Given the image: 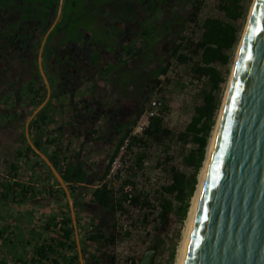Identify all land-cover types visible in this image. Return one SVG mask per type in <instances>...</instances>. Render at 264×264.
<instances>
[{"label":"flooded vegetation","instance_id":"flooded-vegetation-1","mask_svg":"<svg viewBox=\"0 0 264 264\" xmlns=\"http://www.w3.org/2000/svg\"><path fill=\"white\" fill-rule=\"evenodd\" d=\"M79 2L62 0L59 12L60 0H0V211L8 213L17 205L30 207L33 215L38 209L43 210V216L36 218L41 229L50 230L55 238L48 240L41 236L38 245L56 242L61 213L48 215L50 211L46 209L50 208L45 204L36 202L31 207L28 203L46 200L51 204L48 207H52V202L64 198L67 204V200L47 165L30 153L29 141L34 146L37 143L38 148L35 147L50 162L56 158L59 167H53L60 176L69 169V180L64 183L75 213L79 207L77 197L88 191L92 204L91 194L103 183L117 147L155 91L154 79L148 80L139 92L140 99L133 102L135 106H128L126 85L119 78L121 71L131 69V73H137L143 62L139 57L127 55V46L136 48L142 44L138 28L143 20L157 19L155 12H162L166 5L173 7L165 13L169 17L176 3L164 0L152 5L147 0L139 12H131L132 7L126 4L125 10H130L131 16L125 14L120 20H113L111 8L99 9L100 14L95 15L97 7L93 0H85L78 7V17L66 10V5ZM128 18L135 22L131 27L126 25ZM156 50L157 56L163 58L158 42ZM122 61L128 65L123 69L119 65ZM145 69L158 70L157 61ZM43 102L45 105L35 113ZM34 159L38 162H33ZM7 185L11 189L6 192ZM5 193L6 202L2 201ZM30 193H34L33 198L19 199ZM7 220L2 227L9 232H0V246L4 237L14 239L12 223L26 224L24 230L29 232L30 222H34L27 216L23 220L8 217ZM76 221L78 226L80 220ZM53 252L56 259L63 254L56 248ZM97 252L99 255L90 260L85 256L84 264L115 262L110 252L100 248ZM1 257L4 260L2 253Z\"/></svg>","mask_w":264,"mask_h":264},{"label":"trees","instance_id":"trees-1","mask_svg":"<svg viewBox=\"0 0 264 264\" xmlns=\"http://www.w3.org/2000/svg\"><path fill=\"white\" fill-rule=\"evenodd\" d=\"M146 1L93 0L97 7L94 14L99 15V9L111 8L117 10L115 5L118 8L119 5L124 8L126 4L132 7L131 12L136 10L139 12L143 9ZM149 1L152 5H155L161 4L164 0ZM175 1V10L171 11L167 19L162 20V18L154 19L151 17L149 20H143L142 25L138 28L142 44L136 48L135 46L134 48L127 46L126 49V54L139 57L143 62V66L140 67V71L137 73L134 71L131 73V69L123 70L119 78L121 83L126 85L125 93L127 94L128 106H135L133 102L140 99L139 92L145 87L148 80L154 79L152 87L155 91L153 94L159 95L163 92V86L170 83L168 72L173 63L189 66L188 78L191 83L197 81L199 87H202L200 102L194 107L193 115L183 131H175L165 125L162 113L166 108L163 104V108L158 112V115L149 119V123L142 134L130 138L127 151L130 152L133 146L138 147L139 150L132 159V165L128 170V179L122 180L117 188L112 184L102 183L91 194V202L99 209V214L94 219L96 231L86 237L88 243H102L107 247L114 246L118 238L116 233L117 216L124 219L130 218L131 211H137L138 214L129 227L134 228L139 224L142 225L143 229H147L151 226L154 236L150 245L154 246L157 251L164 245L163 236L172 223L184 225L190 206L189 201H191L190 199H192L197 186L196 176L201 169V165H203L206 147L220 108L221 87L226 81V76H223L218 67L230 64L231 53L236 46L238 47L239 40H241V28L238 23L244 19L246 9L242 5V0H219L215 8L221 16L207 17L201 21L199 16L206 0ZM84 2L85 0H80L78 5L76 3L75 5H66V10H70L75 17H78V7ZM180 8L184 9L183 14L179 11ZM125 14L131 16L130 12L122 13V15L116 13L111 15L113 20H120L119 18H122ZM134 23L128 18L126 25L131 27ZM144 23L147 25L144 26ZM163 33L172 38L174 45L172 51L173 63L163 62V58L156 54L158 38ZM152 61H157L158 70L149 69L148 71L145 69ZM119 65H122L121 69L128 66L125 61L120 62ZM150 97L146 100L145 105ZM159 99L163 100L161 97ZM144 109L145 106L138 111L123 139L137 123ZM173 141L184 146L188 144L194 146L183 155L181 160L183 166L192 170L190 174L182 172L173 163V156L167 154L169 151L167 143ZM153 145L163 146L164 148L165 157L157 162V166L163 169L166 182L154 190L153 193L139 192L135 188L134 176L143 171V162L147 158L145 150ZM35 146L38 148L37 143ZM119 146L108 164L106 173L118 152ZM29 151L33 156L38 157L31 149ZM51 163L55 168L59 167L56 158H52ZM69 173V169L66 168L64 173L61 174L65 183L69 180ZM10 189V186L7 185L5 190L7 192ZM71 193H73V190H71ZM23 195L19 198L20 200L34 197V193L32 195L30 193L28 196ZM2 197V201L6 202L8 200L7 193ZM66 207H68L67 204ZM76 220H78L77 215ZM123 234L128 237L130 232L124 229ZM146 236L149 235L146 234ZM53 248L63 252L62 256H58L60 258H54ZM68 253L71 254L67 256ZM82 257L84 260L83 254ZM139 259L129 258V264H138ZM13 262L22 264L19 261ZM61 262L79 264L69 210L65 218L60 221L56 242L51 241V243L34 247L33 257L29 261L30 264H61ZM0 264H6V262L2 259Z\"/></svg>","mask_w":264,"mask_h":264},{"label":"water","instance_id":"water-1","mask_svg":"<svg viewBox=\"0 0 264 264\" xmlns=\"http://www.w3.org/2000/svg\"><path fill=\"white\" fill-rule=\"evenodd\" d=\"M29 145L65 194L84 264L67 186L45 154ZM0 252L6 264H15L3 246ZM156 255L148 247L138 264H154ZM181 264H264V0L254 1L243 33Z\"/></svg>","mask_w":264,"mask_h":264},{"label":"rangeland","instance_id":"rangeland-1","mask_svg":"<svg viewBox=\"0 0 264 264\" xmlns=\"http://www.w3.org/2000/svg\"><path fill=\"white\" fill-rule=\"evenodd\" d=\"M218 1L219 0H206L205 6L202 9L201 14L199 16L201 21L207 17H220L221 16V14H219V12H217L215 8ZM253 1L254 0H242V5L246 9V14L244 16V19L240 20V22L238 23V25L241 28L240 39L246 29L248 15H249L250 8H251ZM115 7L117 8V10H114V13L116 14L122 15V13L130 12V10H127V11L125 10L126 6L122 8L119 5V8H118V6L115 5ZM169 8H173V7L171 5H166L163 11L161 10L162 12H155L156 16L154 17L157 19L162 18V20L167 19V16L165 15V13H167ZM150 10L151 12H154L153 9H150ZM179 11L183 14L184 9L180 8ZM108 19H110V17ZM171 39L172 38L169 37L166 33H163L158 38V45H160V49L164 54L163 61L173 63L171 52H172V47L174 45ZM236 48L231 53L232 56H231L230 64H228L227 66L218 67V69L221 71L223 76H226V81L224 85L221 87L222 89L221 97H220L221 102L224 97L226 85L229 79L232 64L234 62ZM188 72H189V66L176 65L175 63H173L170 68V71L168 72V78L170 79V83L166 86H163V92L161 94L156 95L159 98L160 97L163 98L162 102L166 108V110L164 109L162 113L164 117L165 125L179 132L183 131L185 126L189 123L191 116L193 115V112H194V107L199 104L200 96H201L202 87H199L200 85L198 84L194 85L193 83H191L190 79L188 78ZM152 94H150V96ZM217 116H218V113H217ZM217 116H216V119H217ZM210 137H211V134H210ZM167 146L169 147V151L167 154L170 156H173L174 158L172 160L173 163L182 172L186 174H190L192 170L190 168L183 166L181 160H182L183 155H185L189 151V149L193 148L194 146H192L191 144L184 146L174 141L169 142V144L167 143ZM138 150H139L138 147L133 146L130 152L126 153L125 159H126V163L128 164V168L122 180L128 179L129 177L128 170L130 169L132 165V159L134 157V154L138 152ZM145 153L147 154V158L143 162V171L137 173L134 176V183H135L136 190H138L139 192L143 191L146 193H149V192L153 193L154 190L158 189L161 185H163L166 182V175L163 172V169L157 166V162L161 161L165 157V151H164L163 146L153 145L147 150H145ZM35 161L38 162L37 159L33 160V162ZM35 167L36 166H34V169H36ZM29 168L31 169V167ZM199 171H198V174H199ZM198 174L196 176V181H198ZM31 175H32L31 178L33 179L34 173L31 172ZM118 186L119 185H116L115 188H117ZM89 199H90V191L86 192L84 196L77 197V202L79 204V207H78V211L76 212V215L78 219L80 220V224L77 226V230L79 231V245L81 247L82 254L84 255V257L86 256V259L90 260L92 257L99 255L97 250L98 248H100L103 252L104 251L110 252V255L114 257L115 262L113 264H126V261H127V264H129V260H128L129 258H132V259L140 258L142 254L144 253V251L148 247L151 246L150 244L154 236V233L151 231L152 230L151 226H149L147 229H143L142 225H139V224L136 225V227L134 228L129 227L132 220L135 219L136 215L138 214L137 211H131L130 218L124 219L122 217L117 216L116 233L118 234V238L114 246L107 247V246H104L102 243L92 244L86 241V237L89 234H92V233L94 234V232L96 231L94 219L99 214V209L95 207L93 204H91L89 202ZM52 205L53 206L50 207V210L46 209V211H50V212H47L48 215L56 216L58 211H60V208H63L64 213L67 215L68 208L66 207V201L64 198H62L60 202L58 200L56 201V203L52 202ZM189 205H190V201H189ZM10 208L11 207H9V209ZM3 209H6V208H3ZM30 212H32V209L30 207L23 206V205H17L15 208L14 207L11 208V210L8 211V213H6V211H3L2 209L0 211V225L7 224L8 222L7 217L9 219L11 217L13 219L15 218V219L23 220L24 216H27L28 218H32V220H34V222L32 221L30 222L32 226L30 229L31 231L29 232L24 230L26 224H19L18 222L14 224L10 221V223H12L10 227L15 237L14 239H8L4 237V239L1 242V244H3V246H5L6 249L9 250L10 259L13 261H19L22 264H30L29 261L33 257V248L37 246L38 243L41 241V236H42V239L46 238L48 240L50 237L53 239L55 238L53 232H51L50 230L41 229V223L38 221L37 218L40 216H43V210L38 209L34 213V215L33 213H30ZM42 226H45V224L43 223ZM182 228H183V224L182 225L177 224V223L171 224L168 231L163 236L164 245L159 251H157L154 264H176L178 260V257L176 256L178 255L177 251L179 249L178 247H179V243L181 240ZM124 229L130 232L128 237H125V235L123 234ZM0 232L3 234H6L9 232V230L6 229V227L0 226ZM20 233L23 236H27L31 238L23 239ZM146 234H148L149 236H146ZM16 245L18 247V250L17 249L14 250ZM70 254L71 253H68L67 256H69ZM1 259L2 257L0 253V260ZM61 264H66V263L61 262Z\"/></svg>","mask_w":264,"mask_h":264},{"label":"built area","instance_id":"built-area-1","mask_svg":"<svg viewBox=\"0 0 264 264\" xmlns=\"http://www.w3.org/2000/svg\"><path fill=\"white\" fill-rule=\"evenodd\" d=\"M194 85H197V81H192ZM163 108L162 101L156 96H151L147 104L145 105V109L143 110L139 120L132 127L129 134L123 139L121 145L118 148V152L116 156L113 158L110 167L104 176L103 183L112 184L116 187L124 178L128 164L126 163V153L128 144L130 142L131 137H138L142 134L144 129L147 127L149 123V119L158 115Z\"/></svg>","mask_w":264,"mask_h":264},{"label":"bare ground","instance_id":"bare-ground-1","mask_svg":"<svg viewBox=\"0 0 264 264\" xmlns=\"http://www.w3.org/2000/svg\"><path fill=\"white\" fill-rule=\"evenodd\" d=\"M254 1H253L252 5H251V8H250V12H249V15H248V20H249V17H250V13H251V11L253 9ZM247 23H248V21H247ZM239 42L240 43H239V45H238V47L236 49V52H235V58H234V62L232 64V68H231V72H230V75H229V79H228V82H227V85H226V90H225V93H224V97L222 99L221 106H220V109H219V112H218V116H217L215 125H214L212 133H211V137L209 139V143H208V146H207V149H206V154H205V158H204V161H203V165H202V167H201V169L199 171V174H198V181H197L196 190H195V193H194V195H193V197H192V199L190 201V206H189V209H188V213H187V216H186V219L184 221L183 228H182L181 240H180L179 247H178L179 249L177 251L178 255L176 256V257H178V260H177L176 264H181L182 263V258H183V255H184V252H185V248H186V244H187V240H188V235H189L191 221H192V218H193V214H194L195 207H196V204H197L198 196H199L200 189H201V186H202V182H203V179H204V175H205V172H206L207 164H208V161H209V157H210L211 150H212V147H213V143H214V140H215V136H216V133H217V129H218V125H219V121H220V117H221V113H222L225 97H226V94L228 92V88H229L230 83H231V79H232V75H233V71H234V66L236 64V60H237L238 55H239L240 46H241V44L243 42V35H242V38H241V40Z\"/></svg>","mask_w":264,"mask_h":264},{"label":"crops","instance_id":"crops-1","mask_svg":"<svg viewBox=\"0 0 264 264\" xmlns=\"http://www.w3.org/2000/svg\"><path fill=\"white\" fill-rule=\"evenodd\" d=\"M36 199H34V200H31L28 204L29 205H31V207H34V206H36L37 204H36V202H40V203H42V204H45V206H47L46 208H50V207H48V206H50L51 204H50V201H47L46 202V200H41V201H35ZM62 207V206H61ZM60 215H61V220L62 219H64L65 218V216H66V214L64 213V209L63 208H60ZM11 218V217H10ZM80 224V223H79ZM3 226V224L1 225V227ZM78 235H79V231H78ZM81 235V234H80Z\"/></svg>","mask_w":264,"mask_h":264}]
</instances>
